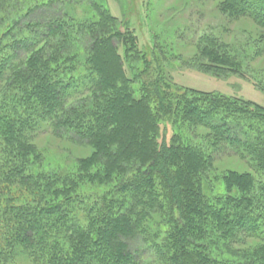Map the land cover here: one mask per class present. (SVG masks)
Instances as JSON below:
<instances>
[{
    "label": "trees",
    "instance_id": "1",
    "mask_svg": "<svg viewBox=\"0 0 264 264\" xmlns=\"http://www.w3.org/2000/svg\"><path fill=\"white\" fill-rule=\"evenodd\" d=\"M22 1L0 0L15 3L0 16V264H264V107L194 90L168 101L157 79L145 91L153 63L104 3L81 0L96 13L80 16L73 0ZM220 9L264 30V0ZM206 41L197 60L240 71L228 45ZM165 115L205 129L207 148L159 144ZM44 130L94 152L49 170ZM222 154L254 173L226 171V193L209 196Z\"/></svg>",
    "mask_w": 264,
    "mask_h": 264
},
{
    "label": "rangeland",
    "instance_id": "2",
    "mask_svg": "<svg viewBox=\"0 0 264 264\" xmlns=\"http://www.w3.org/2000/svg\"><path fill=\"white\" fill-rule=\"evenodd\" d=\"M35 1L29 0L27 4ZM73 1L77 15L96 13L95 7L92 9L87 6L90 2ZM93 1L104 3L121 31H130L136 35L138 49L145 52L153 63L150 73L155 78L149 80L145 91L149 87L151 89V83L157 79L168 101L178 93L194 90L235 97L264 107V30L250 18H235L223 13L220 9L222 0ZM14 6L15 3L6 4L0 11V16L7 17L10 12L7 14L4 8ZM58 10L62 9L55 7L49 11L44 10L40 12L39 18L44 20ZM17 11L18 9L15 12ZM206 39L218 40L228 45V54L241 63L240 71L219 73L209 69L206 64L210 62L207 60H202L203 63L197 60L200 48L207 44ZM117 46L122 58H125V47L119 44ZM125 61L127 72L132 76L128 68L130 61ZM144 79L145 77L142 80ZM133 87L135 97L141 98L144 92L140 82ZM159 125V144L164 141L171 144L175 137H179L191 144L208 146L204 137L207 131L203 128L190 131L180 119L169 115L163 116ZM36 142L45 155V167L49 170L59 167L74 168L77 159L88 157L94 152L93 147L59 138L51 130L40 133ZM229 170L254 173L250 165L241 158L219 155L213 169L204 177L206 194L217 196L226 193L222 176ZM257 242L259 239L250 241L251 244ZM134 246L137 248L139 245Z\"/></svg>",
    "mask_w": 264,
    "mask_h": 264
}]
</instances>
